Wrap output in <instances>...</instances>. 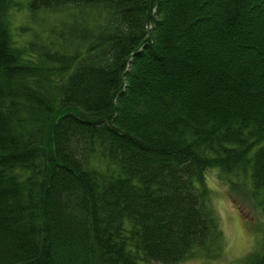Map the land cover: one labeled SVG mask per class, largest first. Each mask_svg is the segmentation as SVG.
<instances>
[{
	"label": "trees",
	"instance_id": "16d2710c",
	"mask_svg": "<svg viewBox=\"0 0 264 264\" xmlns=\"http://www.w3.org/2000/svg\"><path fill=\"white\" fill-rule=\"evenodd\" d=\"M212 169L263 203L264 0H0V264L219 261Z\"/></svg>",
	"mask_w": 264,
	"mask_h": 264
},
{
	"label": "rangeland",
	"instance_id": "374dc122",
	"mask_svg": "<svg viewBox=\"0 0 264 264\" xmlns=\"http://www.w3.org/2000/svg\"><path fill=\"white\" fill-rule=\"evenodd\" d=\"M44 17V16H43ZM59 15L33 20L23 2L21 10L13 11L11 16L12 33L19 45L24 46L35 35L45 36L53 24L60 21ZM207 185L211 190L212 205L215 209L224 234V255L221 260L211 264H241L243 260L259 249L264 228V201L252 195V185L246 187L229 185V180L220 171L212 169L207 173ZM239 181L241 178L238 179ZM238 188V189H237ZM182 264H208L203 258L191 259Z\"/></svg>",
	"mask_w": 264,
	"mask_h": 264
}]
</instances>
